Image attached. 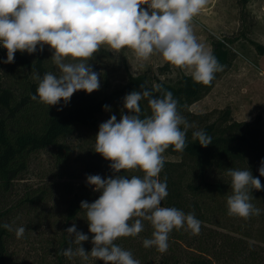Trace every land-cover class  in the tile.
<instances>
[{"label": "clouds", "instance_id": "9594fccd", "mask_svg": "<svg viewBox=\"0 0 264 264\" xmlns=\"http://www.w3.org/2000/svg\"><path fill=\"white\" fill-rule=\"evenodd\" d=\"M208 0H0V47L7 50L3 63H14L15 54L43 51L45 45L53 50L52 60L59 75L45 73L39 81L33 101L55 106L61 100L67 104L77 91L88 94L100 88L99 74L89 61L102 46L115 53L127 48L138 60L147 61L160 55L172 66L186 70L194 82L208 86L215 73L222 71L216 57L197 41L192 22L207 5ZM147 5V8L142 7ZM153 92L162 93L158 98ZM147 99L151 115L141 118L140 101ZM123 114L117 122L115 115L99 126L95 137V152L110 161L114 176H87V184L100 192L92 203L81 201L86 210L89 232L94 234L93 247L85 251L82 242L88 235L77 231L75 224L65 231L74 238L75 250L68 247L62 255L87 261L89 256L104 264H140L132 253L115 241L136 237L149 221L154 231L145 239V248L158 252L168 250L169 234L173 229L187 228L198 235L201 221L194 214H185L175 207H162L168 196L166 177L160 173L165 164L163 153L171 146L184 151L186 133L191 125L178 111V101L169 91L154 85L152 90L141 85L124 97ZM108 106H105L107 109ZM183 125V130H181ZM193 139L202 147L212 143L204 131L193 132ZM123 172H142L129 178ZM264 176V160L259 168ZM232 194L227 197L229 216L249 219L261 210L251 200L255 189L262 190L259 178L250 170H228ZM9 231V224L0 225ZM24 227L15 230L22 238Z\"/></svg>", "mask_w": 264, "mask_h": 264}, {"label": "rangeland", "instance_id": "374dc122", "mask_svg": "<svg viewBox=\"0 0 264 264\" xmlns=\"http://www.w3.org/2000/svg\"><path fill=\"white\" fill-rule=\"evenodd\" d=\"M142 7L147 8V5ZM192 27L197 41L210 52L214 41L224 38L239 40L231 46L235 55L232 66L219 73L210 91L181 114L191 125L186 137H192L193 132L201 131L204 126L214 123L224 112L229 111V121L233 122H252L259 117L264 139V55H258L250 44L252 41L264 46V0H208L194 18ZM46 51L54 74L59 75V69L51 58L53 50L46 45ZM89 63L93 71L99 74L100 87L107 84L110 89L124 84L129 75L144 74L152 83H174L180 76L190 75L186 70L172 66L160 55H153L147 61L138 60L127 48L115 53L107 46H102ZM123 114L129 113L123 110L116 115L107 110L96 130L74 131L65 141V158L59 157L52 148L30 156L26 171L1 196L0 206L8 210L9 225L12 227L8 241L11 264H54L56 251L62 247L64 238L73 250L77 247L72 242L74 234L72 238L65 231L73 224L77 231L88 235V241L82 242V246L85 251H91L94 234L89 232L86 210L76 220L68 221V202L83 192L88 194V191L94 192L92 202L99 198L101 193L87 184V176L100 175L106 179L115 175L110 168L111 162L95 152V137L100 124L112 115L116 116L118 122ZM163 155L165 161L182 160L180 155L167 150ZM103 167L105 171H102ZM119 174L129 178L143 175L142 172L123 170ZM226 202L227 198L205 197L201 204L199 234L193 235L186 227L173 229L169 234L168 250L164 253L158 252L155 247L143 246V241L152 238L154 231H147L146 220L143 221L146 228L136 237L119 238L115 243L130 251L140 264L150 261L157 263L162 257L177 258L182 264L195 253V248L206 250L213 264H245L237 256L218 253L217 249H225L236 242L242 247L261 251L264 249V221L260 216H252L247 220L229 216ZM251 203L262 211L264 200H251ZM194 216L198 219V215ZM19 227H24L25 232L18 239L15 230ZM66 259L69 264H104L91 256L87 261L78 256Z\"/></svg>", "mask_w": 264, "mask_h": 264}, {"label": "trees", "instance_id": "16d2710c", "mask_svg": "<svg viewBox=\"0 0 264 264\" xmlns=\"http://www.w3.org/2000/svg\"><path fill=\"white\" fill-rule=\"evenodd\" d=\"M242 36L244 37L243 34ZM238 40L224 38L212 43L211 53L223 66V70L215 73V78L208 86L194 82L191 75H182L174 83H152L144 74L129 75L126 82L115 89H110L106 84L91 94L80 90L73 94L67 104L61 100L59 104L50 107L38 102V99H31V96L36 94L39 83L33 76L39 75L42 79L45 73L54 74L46 45L42 52L39 47L32 54L18 51L14 63H3L7 59V50L0 47V202L1 196L10 190L13 181L26 171L32 154L52 148L57 151L59 157L65 158V141L74 131L96 130L107 110L116 115L123 110L128 111L123 106L124 97L133 91H141V85L149 90H152L154 85H160L162 90L171 92L178 101L179 113L183 114L190 105L201 100L210 91L219 73L232 66L235 55L231 46ZM250 44L258 55H264L263 45L252 41ZM153 95L158 98L162 93L153 92ZM139 103L141 118L151 115L147 99H142ZM105 106H108L107 109ZM259 124V117L252 122L229 121V111H226L217 121L201 129L212 137V143L207 147H202L193 136L186 137L187 146L182 152L175 151L170 146L167 151L180 155L182 160L165 161L160 180L163 182L166 177L168 196L161 202V206L175 207L186 215L196 214L200 220L201 204L205 197L226 199L232 194L229 169L250 170L253 177L259 178L262 190L253 189L251 195L252 200L262 202L264 176H260L259 168L264 160V139ZM102 171H105L104 167ZM93 193L83 192L69 200L68 221L76 220L77 216L84 212V209H81V201L91 203ZM8 216V210H3L0 206V225L9 224ZM259 216L264 221V207ZM148 230H154L149 221ZM8 241L9 230L0 227V264H11ZM262 242L264 243V240ZM68 247L72 246L64 238L62 247L56 251L54 264H69L66 256L61 254ZM219 249L218 253L235 255L242 263L264 264V249L256 251L250 247H242L236 242L225 249ZM194 250L195 253L182 264H213L206 250ZM147 264L181 263L177 258L162 257L157 263L150 261Z\"/></svg>", "mask_w": 264, "mask_h": 264}]
</instances>
